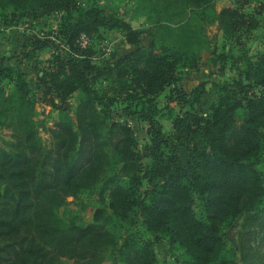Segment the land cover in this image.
Returning <instances> with one entry per match:
<instances>
[{
    "label": "trees",
    "instance_id": "obj_1",
    "mask_svg": "<svg viewBox=\"0 0 264 264\" xmlns=\"http://www.w3.org/2000/svg\"><path fill=\"white\" fill-rule=\"evenodd\" d=\"M73 1L0 0V12L52 11ZM153 2L150 34L94 8L68 24V47L36 39L24 52L29 57L37 49L59 50L49 76L43 77L55 112L54 126L47 127L54 148H43L33 122L18 138L17 153L0 149V264H58L64 258L102 264L110 248H117L125 264H156L149 242L125 238L117 247L111 225L134 211L150 232L169 234L195 258L193 264H253L245 254L242 260L223 254L221 226L245 210L264 208V175L255 164L264 129V52L247 59L231 80L211 85L204 80L190 92L179 83L197 70L209 47V21L233 39L258 27L259 19L235 5L217 10L216 0ZM100 26L118 28L133 47L104 69L92 61L91 44H82V37L91 42ZM144 35L152 38L147 45ZM102 72L113 75L111 89L94 86V76ZM2 82L14 86L10 97L22 107L34 102L26 73L5 59H0ZM167 90L166 102L159 104ZM76 91L80 94L70 111L65 103ZM208 94L216 96L211 110L199 114L197 105ZM116 99L125 115L148 124L142 149L129 120L111 119ZM17 120L28 121V116L20 112ZM194 136L204 145L191 151L186 165L179 150L188 149ZM82 193L87 201L79 198ZM194 194L202 199L204 217L195 210ZM70 198L76 201L68 204ZM72 204L92 211L91 219L86 221ZM63 206L67 217L59 213Z\"/></svg>",
    "mask_w": 264,
    "mask_h": 264
},
{
    "label": "rangeland",
    "instance_id": "obj_2",
    "mask_svg": "<svg viewBox=\"0 0 264 264\" xmlns=\"http://www.w3.org/2000/svg\"><path fill=\"white\" fill-rule=\"evenodd\" d=\"M153 0H74L67 8L52 11H38L30 14L13 12L5 16L0 12V59H5L6 64L15 65L27 75V81L32 89L34 102L26 103L24 107L17 102L15 97H10L14 92V86L10 83H0V149H6L10 154L17 153L16 143L19 137H24L27 127L35 123L37 137H40L44 149H53L54 140L47 127L54 126L55 112L50 105V92L46 93L50 84L43 82V77H48L51 63L58 55L57 47L37 49L31 56H25L24 52L30 48L36 39H52L56 45L62 43V48L68 47L66 43L67 28L69 23L79 21L82 15L90 9H99L105 15H111L130 23L133 27L143 28L150 34L155 17L151 15ZM227 5L240 7L242 11L259 19V26L248 31L241 32L236 38L228 39L215 21H209L207 35L209 47L202 53V60L197 70L184 75L179 85L190 92L197 84L208 80L213 81L231 80L238 71L245 66L246 60L254 58L258 53L264 52V0H216L215 8L220 10ZM10 13V11H9ZM12 17V19H11ZM91 42L92 61L104 69L108 63H113L119 57H123L133 47L126 43L123 32L118 28L100 26L97 31L92 32ZM144 35L143 43L151 41ZM60 45V47H61ZM61 54L65 52H59ZM184 73V69H181ZM113 75L102 72L94 76L93 84L99 90L111 89ZM169 90L162 93L158 98L159 104L166 102L165 96ZM80 92L76 91L65 103L69 110H73L77 104ZM9 97V98H6ZM215 94L203 97L197 105L196 112L207 114L215 100ZM176 110L179 104L171 102ZM122 104L117 99L111 108V119L121 121L129 120L134 125L142 149L149 139L148 124L137 121L136 117L127 116L122 112ZM4 112V114H2ZM20 112L28 116V121L17 120ZM7 113V114H5ZM7 115V116H6ZM166 123V121H165ZM170 123H166L165 132H169ZM188 149L181 147L179 154L187 165L192 159V152L200 149L204 144L202 139L194 136L189 140ZM49 162V159L46 156ZM257 170L264 175V129L261 149L255 157ZM39 167L43 168L39 163ZM40 168V169H41ZM4 190V182L0 183V193ZM87 201L86 193L79 197ZM195 210L197 214L204 217L202 199L194 194ZM68 204L73 203L70 198ZM108 201V200H107ZM73 208L79 207L72 204ZM264 206V204H262ZM59 213L66 216V206L60 208ZM84 213L86 221L92 217V211ZM67 217V216H66ZM118 246L125 238L136 239L139 244L149 242L155 247L157 253L156 264H193L195 258L172 241L169 234H154L150 232L142 222L137 211L130 214L128 219L111 225ZM221 233L225 240L223 254H237L242 260L245 254L253 264H264V208L260 205L245 210L236 216L229 218L221 226ZM253 259V260H252ZM58 264H75L73 260L64 258ZM102 264H125L121 261L117 248H110L106 260Z\"/></svg>",
    "mask_w": 264,
    "mask_h": 264
},
{
    "label": "built area",
    "instance_id": "obj_3",
    "mask_svg": "<svg viewBox=\"0 0 264 264\" xmlns=\"http://www.w3.org/2000/svg\"><path fill=\"white\" fill-rule=\"evenodd\" d=\"M89 43V38L87 36L82 37V44L85 46Z\"/></svg>",
    "mask_w": 264,
    "mask_h": 264
}]
</instances>
